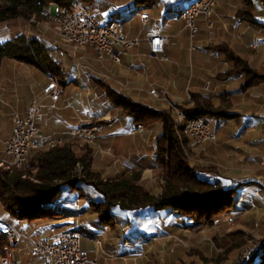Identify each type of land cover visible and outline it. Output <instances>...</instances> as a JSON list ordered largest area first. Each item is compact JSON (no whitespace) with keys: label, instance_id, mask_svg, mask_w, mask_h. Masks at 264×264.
<instances>
[{"label":"crops","instance_id":"0c3cea01","mask_svg":"<svg viewBox=\"0 0 264 264\" xmlns=\"http://www.w3.org/2000/svg\"><path fill=\"white\" fill-rule=\"evenodd\" d=\"M190 1L193 0H154L150 4L141 5L136 4L135 0H89V7L95 12L98 20L120 22L129 34L142 38L135 49L123 54L127 60L120 59L119 70L107 72L111 62L108 59L104 60L102 69L137 92L146 91L152 86L166 90L178 105L182 103V99L187 101L184 99L186 92H189L190 96L197 94L208 99L213 110L219 114L206 115L202 119L214 132L215 139L205 143L202 148L198 147L205 151L206 157L212 159L217 172H202L201 178L207 179L212 175V180L221 177L233 184L244 182L239 189L242 192L241 200L251 199L249 203L255 207V203L260 205L262 197L254 195L253 192L258 190L264 195V185L258 183L260 177L264 179V170L260 167V162H264V84L243 87L245 76L242 72H236L234 61L229 59L227 54L232 53L256 73L264 75V5L260 0H248L250 5H246L244 0H216L211 17L213 27L209 29L200 17L198 35L193 42L194 49L190 50L182 19V13ZM147 8L153 10L149 12ZM145 12L149 15V21L143 26L139 14ZM245 16H249L252 21ZM15 34L7 33L6 38L9 39ZM153 34L168 37L164 46L167 60L149 56L145 38ZM31 35L39 40L52 59L59 64L62 79V83L55 79L60 91L56 107L50 106L49 99L42 100L44 106L36 117L39 138L44 141L57 138L64 142L77 117L96 119L100 127L98 141L103 148H111L112 152L110 155L104 153L100 159L94 161L95 170L101 175H119L124 170H134L140 171L143 179L151 178L155 171V139L160 131V124L152 128L137 129L138 125L132 123L128 116L122 114L118 108L112 107L102 87L94 82V79H103L99 74L98 78L87 74L78 78L74 70L77 60L73 54L67 53L65 45L54 43L53 39L38 33ZM82 53L94 60L90 49ZM9 60L11 61L8 62L7 71L0 73V116L3 114L8 119L10 127L0 133V149L4 140L11 134L10 115L13 112L24 113L30 101L39 102L32 99H41L42 87L54 79L53 74L35 65ZM143 79H147V82L144 81L146 84H143V89H139L137 86ZM103 82L123 93L117 85ZM207 82L209 86L205 89ZM127 93L130 95V92ZM149 100L153 105L165 107L158 101L152 102L155 100L150 97ZM89 106L91 113L88 111ZM206 118L208 120H205ZM129 131L134 133L130 134ZM32 153L33 151L30 152ZM207 180L210 181L209 178ZM87 196L92 198L94 194L89 193ZM88 206V197L71 194L68 201L59 204L63 215L54 223L66 224L60 228L81 229L86 233L95 234L96 238L104 236L108 226L97 224ZM88 215L92 218H84ZM166 217L172 218L171 215L163 218ZM126 218L131 219L132 216L117 215L120 233L114 246H105L108 252L123 254L124 238L140 239V236L144 235L141 232L144 227L141 230L136 226L129 231L130 226L124 220ZM163 218L160 217L159 220ZM141 221L143 225L145 222H158L151 220L147 215L141 217ZM20 224L24 230L33 225L24 222ZM142 244L145 247L148 242ZM25 247L26 244L20 252L10 249L9 257L23 253L25 260L29 259ZM86 257L93 258L94 254L86 253Z\"/></svg>","mask_w":264,"mask_h":264},{"label":"trees","instance_id":"16d2710c","mask_svg":"<svg viewBox=\"0 0 264 264\" xmlns=\"http://www.w3.org/2000/svg\"><path fill=\"white\" fill-rule=\"evenodd\" d=\"M68 1L0 0V24L3 25L0 30V64L2 59L9 58L35 65L53 74V78L62 83L59 64L37 38L15 34L8 39L4 28L15 25L17 19L27 20L40 15L42 9L51 3L67 4ZM80 1L90 6L89 0ZM152 1L154 0H135V3L142 5ZM260 1L264 4V0ZM244 2L250 5L248 0ZM247 19L251 20L249 16ZM227 56L234 61L236 72L244 74L243 87L264 84V75L256 73L232 53ZM94 82L102 87L112 107L118 108L132 123L145 128L160 124V131L155 139L154 165L162 170L165 180L161 192L155 195L143 189L138 184L137 172H130L128 175L123 172L121 177L102 180L99 173L91 169V154L88 150L76 154L70 144H58L42 150H31L33 153L29 152L27 163L20 169L0 168L1 219L18 229H22L20 222H43L47 226L57 227L66 225L54 222L63 215L59 204L68 201V196L74 193L89 198L88 209L96 215V222L100 226H114L118 223V214H130L131 219H124L130 226L129 231L136 226L142 230L144 225L141 217L145 215L156 221L160 217L171 215V221L178 223L181 220L182 225L187 227L192 224H213L223 216L238 214L251 208V199L241 200L242 192L239 189L244 182L233 184L226 178L217 177L211 183L200 177L202 172H212L216 168L193 165L187 160L185 151L186 148L191 149V140L182 126L175 125V112L170 105L167 104L171 109L169 112L157 105H150L120 93L101 80L94 79ZM163 105L166 106L165 103ZM178 106L186 118H204L206 115L219 114L213 110L208 99L197 94H191L189 101ZM89 193L94 196H87ZM185 218L191 220V225L184 222ZM241 236L242 233L238 231L226 237L231 242ZM8 241L11 240L0 234V264H6V255L2 256V249L8 246ZM236 243L234 248L244 241L240 239ZM7 250L9 249L6 252ZM252 256V261L247 264H264V244Z\"/></svg>","mask_w":264,"mask_h":264},{"label":"rangeland","instance_id":"374dc122","mask_svg":"<svg viewBox=\"0 0 264 264\" xmlns=\"http://www.w3.org/2000/svg\"><path fill=\"white\" fill-rule=\"evenodd\" d=\"M214 1L216 2V0ZM214 6H213V10H214ZM151 9L152 8H147V11L151 12L153 10ZM2 26L3 25L0 24V30H2L1 29ZM4 29H5L6 35L7 33L9 34L11 33V35L17 33V34H22L25 37L29 38L32 36L31 34L38 33L40 36H46L49 39H53L54 43L60 42L63 45H65L67 53L74 55V58L77 60L76 62H80L83 65H86V66H89L95 69L97 71V74H99L100 77L102 76L101 78H103L100 80L110 82L111 84H115L120 88L122 86L123 89L118 88L120 91H122L125 94L127 92H130L129 93L130 96H133L137 100L144 101L147 104L153 105L151 103V100H149V97L155 100L152 102L158 101V103H161V104L165 103L166 106L163 109L169 112L171 110L170 107L167 106L168 103L166 100L153 96L152 94L151 95L148 94V90L155 86L149 87L146 91L137 92L136 90L128 87L125 83L120 82L119 79L107 73V72H111V70H115V71L119 70L120 65L113 64L110 62L107 72L103 71L102 65L108 58L106 57V60L97 59L96 53L90 46H86L82 48V47H77V45L70 43L62 35L63 33L59 30L57 25H55L52 19H49V18L47 19L40 15L32 16L30 19H27V20L17 19L15 25H12L11 27L5 26ZM87 49L91 50L94 56V60H91L87 58L85 55H83L82 52H84ZM114 50L115 52L119 54L120 59H122V61L127 60V57L124 56L122 53H120L116 47L114 48ZM9 61L11 60L9 59L3 60V63L1 64V67H0L1 74L7 71L6 68L9 66V63H8ZM144 81L147 82V79H143V81L137 86L139 89L140 88L143 89V86H144L143 84H146ZM44 87H42L41 92H43ZM134 92H137V93H134ZM41 96H42V100L43 98L49 99L51 102L50 105L52 104V101L49 97H45V96L43 97V94ZM184 101L187 102L186 100ZM184 101L183 99L181 100L182 103ZM10 118H11V115H10ZM205 120H208V118H206ZM91 122L93 124L98 123L96 119H92ZM9 127H10V123L8 119L5 118L2 114V116H0V133H3L4 131H6V129H8ZM138 127L139 128L137 129L139 130H142L143 128L145 129V127L141 125H138ZM98 129L99 130L97 132V138L94 142L88 143L86 139H77V138L67 139L69 137V134H68L67 138H65V141L62 143V144H70L72 150L76 154L82 153L84 152V150H88L91 154V169L93 171H96L93 166L94 161L96 159L97 160L100 159V157L103 156L102 154L105 153V154L110 155L112 152L111 148L109 147L103 148L101 146L100 142L98 141L100 127ZM189 143L191 145V149L186 148L185 155L187 157V160L191 164L202 166V167L214 166V162L212 161V159L206 157L204 155L205 151L201 149L202 148L201 146H204V144L207 142H205L204 144L203 142L198 143V145L201 148L198 147L197 144H193L190 141ZM1 144L2 142H0V145ZM62 144H59V145H62ZM194 146H197L198 148H195ZM2 148H3V145H2ZM2 148L0 149V158L2 154ZM260 167L262 168V170H264V162L262 161L260 162ZM0 168H2V166H0ZM123 172L124 174L127 173L126 175L130 174V172H137L139 174L138 184L141 185L143 189L147 190L151 194H155V195L159 194L165 184V180L162 177V170L159 168H155V171L153 172L151 178H144V179L142 178L140 171H134V170H124L120 172L119 175L118 174L117 175H109V174L101 175L100 173L99 175L102 180H105V179L112 180L117 177H121L123 175ZM204 172H207V171H204ZM216 172L217 171L214 170L212 172H207V173L214 174ZM200 177L202 176L200 175ZM210 177H212V175H210ZM210 177L209 176L207 177V179L209 178L210 180L209 182L211 183L214 182L215 180L214 179L212 180V178ZM260 179L264 182L263 178L260 177ZM260 202H259L260 205L255 203L256 204L254 205L255 207L251 206L252 208H249L238 214L223 216L219 218L218 220H216L213 224H204V225L194 226L193 224L191 225L190 219L185 218L184 222L187 225L190 224L191 226L184 227L182 225L183 221L179 220L178 223H174V221H171V217L163 218L162 220H159L158 222H155V223L145 222L143 226L144 231H141L143 232L144 237L140 236V239H133V240L124 239L122 243L123 244L122 246L124 247L123 254L121 253L119 254L115 252H108L105 248L106 245L112 247L114 246V244L117 243L118 241L117 235L118 233H120L117 224L114 226H108L106 234L102 237L98 236L97 238L95 234L86 233L81 229L77 230L75 227H67V228H74L77 232H79L81 253L82 255H85V256H86V253H89V255L94 254L93 258H88L90 259V261L91 260L94 261V264H231L241 259L246 251L253 250L252 248L254 247H259L260 249L263 248V244H264V201L260 200ZM91 214L94 217L96 216L93 212H91ZM92 216L88 215V217L85 216L84 218L90 219L92 218ZM149 225H151L150 228H149ZM238 231L242 233L241 238H237L236 240L230 242L226 236L228 234H231L233 232H238ZM144 238L149 239V240L144 241L145 240ZM240 239L244 241V243L234 248L233 245L235 244V242L237 243L238 241L240 242ZM134 241L135 243H133ZM144 242H148V245L145 247H143V244H142ZM19 246L21 247L25 246L24 242L21 241L19 243ZM5 255H7V258L10 260V257L8 254L4 253V255L2 256H5ZM17 257H19L22 260H25L23 253H20V254L17 253ZM252 259H253V256H251L249 261H252Z\"/></svg>","mask_w":264,"mask_h":264},{"label":"built area","instance_id":"2783aa9c","mask_svg":"<svg viewBox=\"0 0 264 264\" xmlns=\"http://www.w3.org/2000/svg\"><path fill=\"white\" fill-rule=\"evenodd\" d=\"M215 1L198 0L196 9L189 11L187 18L183 19L184 30L190 42V50L194 49L193 42L198 35V22L202 17L207 27H213L211 15ZM57 11H64V7H55L52 4L46 6L45 15H55ZM141 24L144 26L149 21V15L145 12L139 16ZM59 28L65 31L70 39H74L77 47L90 46L96 51L97 59H105L114 64L120 63V56L115 52L114 48H119L122 54L128 53L135 49L141 42L142 38L139 35H131L125 30L121 23H114L110 20H98L95 12L91 7L84 3L78 5V13L75 21H67V12L64 11V19L58 20ZM149 56L157 57L161 60H167L164 54V46L168 41V37L163 34H153L147 36ZM143 68V64H141ZM75 76L81 78L83 74L97 77V71L92 67L83 65L80 62L74 64ZM100 79V78H99ZM209 82L206 83L205 89H208ZM123 87L121 86V88ZM56 88L53 82L49 80L43 88V97H49L52 101L51 107H56L57 100ZM148 94L161 96L170 104L173 112L182 114V110L175 103L168 92H160L159 88L152 87L148 90ZM189 92H186L184 99H188ZM39 100V108H32L31 101L28 103L25 112H13L11 114V134L3 142L2 150H7L8 156H12L15 162H26L27 148L38 149L39 146H46L47 142L57 140L51 138L41 140L39 138V128L36 124V117L43 108L42 98H34ZM88 111L91 113V106ZM92 118L86 120L82 117H77L75 123L69 129V137L80 136L87 141H95L99 126L93 124ZM188 126V138L197 140V142H209L215 139V134L212 130H207L206 126L200 125L196 120H185ZM139 128V127H137ZM133 134L134 131H129ZM213 178V177H212ZM259 185H264V182L258 180ZM254 194L260 195L264 201V195H261L258 190ZM191 222V221H190ZM0 230H20L21 239L8 241V246L3 247L2 252L6 253V249H14L20 252L23 248L19 243L23 241L26 244V254L29 257L27 260H22L14 254L10 258L9 264H80L83 260H90L85 255H82L80 248V238L75 235H70L65 228H60L55 225L47 226L43 222L35 223L30 229H18L0 218ZM259 247H254L251 251H258ZM251 251H246L241 259L231 264H247L251 257ZM2 253V254H3ZM1 257V256H0ZM92 262V260H91Z\"/></svg>","mask_w":264,"mask_h":264},{"label":"bare ground","instance_id":"6f19581e","mask_svg":"<svg viewBox=\"0 0 264 264\" xmlns=\"http://www.w3.org/2000/svg\"><path fill=\"white\" fill-rule=\"evenodd\" d=\"M211 1H214V0H211ZM80 4H81V2H79L78 0H69L67 4H56V3L53 4L52 3V5L55 6V7H64V11L67 12V21H75L76 20L77 13H78V5H80ZM197 5H198V0L191 1V3L188 5V7L183 11L182 18H187L188 17V14H189V11H191L192 9H196ZM64 11H57L56 12V17H55V15H45L46 8H43L42 11L40 12V16H43V17H45L47 19L48 18L49 19H52L54 21L55 25H58V20H63L64 19ZM141 15H142V13L139 14V16H141ZM111 21L114 22V23H118L115 20H111ZM57 27L59 28V26H57ZM59 30L63 33L62 35L70 43H72V44L75 45L74 39H70L69 36L66 35L65 31H63V29L59 28ZM94 52L96 53V51H94ZM51 81L53 82V85L56 88V91H58V93H57V97H58L60 91H59V88L57 86V83H56V81L54 79H52ZM159 91L160 92H166L165 90H161V89H159ZM153 96H156V95H153ZM189 96H188L187 101L190 100V97ZM156 97L161 98V96H156ZM164 102H166V101H164ZM31 107L32 108H39V102H31ZM174 115H175V119H174L175 125L177 127H181L182 126L184 128V131L187 134V136H188V126H187L185 120H196L197 122H200V125H204V126H206L207 130H210L209 126L206 124V122L201 117L186 118L183 113L180 114L179 112H175ZM69 138L85 139V138H81L80 136H73V137H69ZM87 142L89 143V142H94V141H87ZM191 142L193 144H197V145H198V143H201V142H197V140H191ZM62 143H63L62 140H57V141L54 140L52 142H48L46 146H39V148L38 149H35V150H42V149L50 148V147H53L55 145L57 146L58 144H62ZM91 144H93V143H91ZM33 149L34 148H27V160H28V154H29V152L31 150H33ZM27 160H26V162H15V160L12 158V156H8L7 150H2V154H1V158H0V166L5 167L7 170L20 169V168H22V166H24L25 163H27ZM65 230L70 235H75L78 238H80L79 232H77L74 228H66ZM0 234L4 238L9 239V240H12V241L13 240H20L21 239V232H18L17 230H11V233H10L9 230H0ZM8 251L9 250H7L6 254H8ZM254 252L255 251H251V256L254 254ZM5 261H6V264H9V259L7 258V255H6ZM80 264H94V261L91 262L90 260H83Z\"/></svg>","mask_w":264,"mask_h":264}]
</instances>
